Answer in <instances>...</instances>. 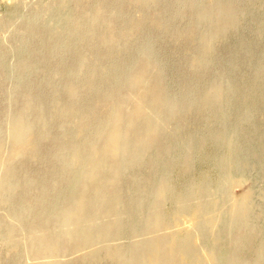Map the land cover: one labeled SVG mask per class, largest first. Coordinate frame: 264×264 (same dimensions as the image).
Wrapping results in <instances>:
<instances>
[{
	"label": "bare ground",
	"instance_id": "bare-ground-1",
	"mask_svg": "<svg viewBox=\"0 0 264 264\" xmlns=\"http://www.w3.org/2000/svg\"><path fill=\"white\" fill-rule=\"evenodd\" d=\"M70 1L62 0V4L67 5ZM179 1L187 4L185 0ZM235 1L214 0L211 5L200 9L199 22L195 21L188 28L175 32L178 42L187 41L191 44L195 41L186 62L187 69L194 75H200L207 69L218 40L237 30L240 13L234 9ZM116 2L122 8L116 9L114 13L105 10L109 0H100V4L91 10H86L83 5L80 13L75 10L70 16L69 34L76 36L87 32L89 36L83 41L84 45L90 53L94 51L96 54L94 57L89 54L81 58L77 71L66 87L69 100L66 103L56 100L52 105L41 102L38 105L40 110L33 119L19 113L13 120L10 134L14 151L11 159L56 153L55 162L59 163L57 168L66 175V192H63L62 187L58 190L60 186L57 187V179L53 178L43 185H40L43 182L39 179L34 181L35 185L42 186L41 196L46 201L40 203L25 229L28 251L37 257L53 256L64 249H85L99 242H107V245L88 252L79 264H104L105 261L112 264H247L234 249L238 235L234 239L231 234L253 225V187L249 186L240 197L234 199L229 190L223 192L224 187L218 186L216 190L209 191L204 182L188 183L182 187L174 209L167 213L165 201L173 191L166 173L171 164L169 156L162 163L160 176L153 180L145 178L147 186L142 190L135 187L141 181L139 176L130 179L134 185L123 184L124 175L130 172L135 175L143 167L146 150L154 149L152 160L156 168L163 156L173 150L171 142L164 135L168 121L166 118L198 108L202 113L215 114V120H221L226 115V112L221 111L226 99L232 100L238 95L228 91L237 87L232 81V85L227 88L223 82L213 86L209 92L200 94L202 100L199 103L177 95L170 96L164 67L154 60L150 42L145 43L143 48L151 53L138 55L134 70L129 72L128 67L119 66L118 62L133 49L137 36L148 22L160 31L169 27L162 13L146 15L144 10L160 2L163 6L169 5L170 1ZM128 5L137 6L143 13L126 16L123 8ZM121 20L122 28H115V22ZM200 21L213 26L209 31H203ZM244 50L249 57L253 56L252 44L245 45ZM107 59L111 60L110 64L98 68V61ZM84 68L88 70L86 74H82ZM105 75L112 77L107 79ZM254 75L255 83L259 81L255 88L264 90V62L256 68ZM82 76H85L82 79L85 80L80 85ZM185 83L188 86L189 79ZM201 87L202 84L193 88L199 90ZM81 89L87 95L81 99V104L84 105V101L88 104V112H83L81 104L72 99ZM250 114L246 112L244 120H251ZM147 122L152 123L150 130L147 129ZM38 125L45 128L39 131ZM55 127L61 128L63 134L72 132V135L59 148L49 152L42 149L41 141L57 139ZM235 132L220 129L209 133L206 139L227 145L229 153L220 158L218 163L227 180L236 184L246 177L248 161L240 158L242 147L236 142ZM178 135L171 139L174 140ZM196 136L183 135L177 138L183 146L181 159L185 167L194 163L198 150L195 146ZM259 150L261 157H264V139ZM5 177L6 191L22 188L18 173L9 170ZM132 188H137L140 194L129 200L126 194ZM51 189L58 190L54 196L48 195ZM205 194L210 196L209 200L204 199ZM145 207L149 208L148 213L139 218L140 211ZM16 210L12 216H24V213ZM187 215L190 229L180 226ZM130 217H134V220H126ZM171 226L177 227L169 229ZM0 231L6 242L16 244L13 236L19 233L18 227L10 224L2 229L0 226ZM125 231L149 235L129 245L108 243ZM226 235L231 236L228 249L223 248L228 241ZM257 258L264 262V255H258ZM38 264L69 263L50 260Z\"/></svg>",
	"mask_w": 264,
	"mask_h": 264
},
{
	"label": "rangeland",
	"instance_id": "rangeland-1",
	"mask_svg": "<svg viewBox=\"0 0 264 264\" xmlns=\"http://www.w3.org/2000/svg\"><path fill=\"white\" fill-rule=\"evenodd\" d=\"M99 1L71 0L69 4L63 5L62 0H0V226L3 229L12 224L20 230L13 236L15 245L6 242L0 235V264H38L50 260L79 264L88 252L107 245V242H99L85 249L77 247L64 249L53 256L37 257L29 253L25 229L33 219L40 203L46 201V198L41 196L42 186L35 185L34 181L39 179L43 182L40 185H43L53 178L57 179V187L60 186L58 190L63 188V192H66V175L57 168L59 163L55 162L58 156L56 153H40L36 158L11 159L14 146L10 134L13 120L19 113L33 119L40 110L39 103L45 102L52 105L56 100L61 103L69 100L66 87L77 71L81 58L89 54L94 57L96 52L90 53L89 48L84 45L83 41L89 36L87 32H81L76 36L69 34L68 21L75 10L80 13V9H83L85 5V9L89 11L99 5ZM164 1H170L169 5L163 6L160 2L146 8L144 12L146 15L153 12L162 13L168 20L169 27L165 31H160L148 22L142 33L137 36L133 49L118 62L119 66H126L131 72L136 67L137 56L149 55L152 51L154 60L164 67L165 82L170 96L177 95L187 98V101L193 100L199 103L202 100L200 94L209 92L213 86L223 82L227 88L232 85V81L237 87L228 91L238 96L232 100L226 99L225 105L221 108L226 115H223L221 120H215V114L202 113L198 108L185 110L183 114L166 118L168 121H166L167 128L164 135L171 142L173 150L165 157L163 156L157 168L152 160L154 149L146 150L143 155L145 159L143 167L139 172H135V175L133 172L124 175L123 184L134 185L131 184L130 179L132 176H139L141 181L137 182L135 187L142 190L144 186H147L145 178L153 180L152 178L156 179L160 176L162 163L169 156L171 164L166 173L173 191L165 201L164 207L167 213L176 206L182 187L189 184L204 182L209 191H214L221 186L224 187L223 192L225 193V189L229 190L234 199L240 197L246 189L253 187L251 207L253 225L240 229L239 234L236 230L234 235L231 234L232 232L230 234L232 237L238 235V243L234 249L235 252H239L236 254L247 261V264H264L257 260L258 255H264V157H261L259 152L261 141L264 139V90L255 88L259 81L255 83L254 75L256 68L264 62V0L234 2V9L240 13L238 28L218 40L216 50L211 55V63L200 75H194L186 65L195 41L191 44L187 41L178 42L175 32L188 28L195 21L199 22L200 9L211 5L214 0H196L195 3L185 0L187 4L179 0ZM119 8L122 7L116 0H109L105 10L114 13ZM123 10L128 17L143 13L135 5H128ZM200 22L203 31H209L213 26L208 22ZM114 26L121 29L122 20L115 22ZM147 42L152 43L151 51L143 48ZM247 44H252L254 48L252 57H249L244 50ZM110 62L109 59L100 60L98 68ZM87 71L86 68L82 69V74H86ZM84 77H81L80 85H83ZM104 77L111 79L112 76ZM187 79H189L188 86L185 83ZM200 84L202 87L199 90L193 88ZM85 96L87 97L86 93L81 89L72 99L81 104V99ZM83 103L85 104H81L82 111L88 112V104L85 101ZM246 112L252 115L249 121L244 120ZM146 126L150 130L152 123L147 122ZM44 128L43 125L37 126L39 131ZM220 129L236 130V142L242 147L240 158L248 161L246 177L236 184L227 180L228 177L222 173L218 163L220 158L229 153L227 145H220L211 139H206L209 133ZM54 131L58 138L41 141L42 149L53 151L72 135V132L63 134L61 128L57 127ZM176 134H179L178 137L197 135L195 146L198 150L195 153L194 163L190 167H185L182 162L183 146L177 140L178 137L171 139ZM175 141L177 142L174 143ZM9 170L18 173L23 183L21 189L10 192L5 190L7 186L5 174ZM58 190L51 189L48 195L54 196ZM139 194L140 191L137 188H132L127 191L126 196L129 200H133ZM203 197L206 200L210 199L208 194ZM192 201L194 202L195 199L192 198ZM225 208L228 209V207ZM15 209L17 212L24 213V216L20 218L12 216ZM148 211L147 207L142 209L138 215L139 218L146 216ZM186 217L188 220L184 219L180 226L190 229L188 215ZM130 219L132 221L134 217L126 220ZM176 227L171 226L169 229ZM148 235L144 232L134 234L125 231L108 243L129 245ZM231 236L226 235L228 241L224 243V249L229 248L228 242ZM104 264L112 263L105 261Z\"/></svg>",
	"mask_w": 264,
	"mask_h": 264
}]
</instances>
